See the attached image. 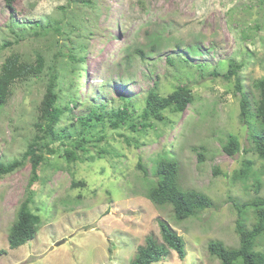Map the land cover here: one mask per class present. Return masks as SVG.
Listing matches in <instances>:
<instances>
[{
    "label": "rangeland",
    "instance_id": "rangeland-1",
    "mask_svg": "<svg viewBox=\"0 0 264 264\" xmlns=\"http://www.w3.org/2000/svg\"><path fill=\"white\" fill-rule=\"evenodd\" d=\"M88 1L0 0V68L12 54L27 63H34L38 54L44 59L42 73L15 81L0 107L1 162L19 160L39 135L40 109L51 88L58 107L72 109L69 101L78 102L56 126L73 138L79 115L100 102L116 110L123 104L120 94L130 100L138 125L155 82L161 96L187 86L193 102L181 114L165 111L164 121L151 120L145 130L97 128V141L78 151L77 160L67 157L64 151L70 146L58 141L51 146L56 153L46 154L30 189L28 161L0 178V264H129L148 237L162 244L158 220L182 237L185 257L180 260L170 251L154 264H220L207 245L221 241L238 246V210L256 195L264 196V174L255 173L259 190L253 179L240 178L244 161L256 171L263 162L239 121L235 79L212 72L224 75L229 62L241 65L242 92L251 106L259 99L255 83L264 78V0ZM54 21L62 34L43 31L54 27ZM197 44L201 54L189 53ZM154 45H159L157 54L151 53ZM136 50L150 55L151 64ZM178 56L188 62L171 67L166 58ZM228 135L241 147L233 157L222 152ZM160 156L178 162L182 189L207 195L214 208L176 221L170 207L153 205L145 193L155 182L152 166ZM29 192L39 227L33 240L10 250L8 231Z\"/></svg>",
    "mask_w": 264,
    "mask_h": 264
},
{
    "label": "trees",
    "instance_id": "trees-1",
    "mask_svg": "<svg viewBox=\"0 0 264 264\" xmlns=\"http://www.w3.org/2000/svg\"><path fill=\"white\" fill-rule=\"evenodd\" d=\"M71 1L77 4L89 3L88 0ZM35 26L39 29L43 28L39 23H35ZM59 26L58 22L54 21V27L46 26V30L43 28V31H53L57 34H62ZM158 49L159 45H154L151 47V53L157 54ZM189 50V53L201 54L199 44L190 46ZM134 54H138L146 65L151 64L147 62L151 59L150 55H145L138 50ZM126 55V59L129 61L132 53L130 54V51H128ZM70 58L74 61V58ZM166 60L171 67L188 62L179 56L176 58L168 57ZM82 61L83 57L78 58V62L82 63ZM124 64L128 65L127 63ZM43 68L44 59L39 54L36 56L34 63L22 61L18 54L8 56L0 68V107H3L7 102L6 100L11 94V85L15 81L25 80L31 76L36 77L42 73ZM198 68L201 67L198 66ZM241 68V65L229 62L226 74L219 75L216 71H213L212 74L225 79H230L231 77L235 79V87L240 94L239 121L247 130L255 155L263 162L262 170L256 171L252 168L250 161H244L239 176L245 182L248 178L253 179L257 184V190H259L260 183L255 173L264 174V78L257 80L255 83V87L259 91V99L251 106L239 84L238 71ZM83 73L88 74L85 70H83ZM157 87L158 85L155 82L148 91L144 100V107L138 115V119L141 120L138 125L134 123V111L130 110V100L120 94L119 100L123 101V104L116 110H108L100 102L97 104L93 103L87 113L79 115L76 118L79 127L74 132L75 138L69 131H57L56 126L60 122L63 112L71 113L78 106V102L71 99L69 106L71 104L73 110L70 107L62 109L56 105L57 98L52 88L48 89L40 109L39 118L41 123L37 125L39 135L35 136L33 141L28 144L19 160H14L10 163L0 161V178L13 172L24 161H28L31 167V179L28 183V188L30 189L38 179V170L40 165L46 161V156L56 153V150L51 146L58 141L62 147L67 148L70 146L69 149H65V155L67 157L70 156L72 160H77L78 151L85 152L84 146L87 143L94 138L93 142L97 141V128L101 127L103 129L108 126L113 130H117L125 125L133 132L138 129V126L141 130H145L150 127L148 122L151 120L164 121L165 111L181 114L193 102L192 92L187 86H179L167 96L159 95ZM86 90H88L87 86ZM96 98L93 100H96ZM73 127V125L70 126V128ZM93 131L95 132L92 133ZM65 140L71 141L66 143ZM43 141L46 142L43 143ZM71 147L73 150L70 149ZM240 149L237 138L233 135H228L226 143L222 146V152L233 157L239 153ZM198 156L200 158L198 163L203 162L202 155L198 153ZM138 167L143 175L146 176L147 171L141 165ZM152 170L155 182L147 189L145 196L156 207H170L176 221L197 217L203 211L214 208L213 200L207 195L195 190H184L180 187L178 181L179 164L175 159L160 156L152 166ZM32 204V195L29 192L28 197L20 204L15 220L8 231L7 242L10 250L17 249L35 238L39 227V219L37 215L31 212ZM238 211L239 215L234 228L238 238V246L227 247L221 241H211L207 245L208 253L211 257L218 260L220 264H264V196L256 195L251 201L243 203ZM158 226L162 244H158L155 239L148 237L144 245L136 248L135 255L129 264L158 263L164 260L170 251L175 252L180 260L184 259L185 242L182 237L177 235L162 220H158ZM259 247L262 249L257 250Z\"/></svg>",
    "mask_w": 264,
    "mask_h": 264
},
{
    "label": "water",
    "instance_id": "water-1",
    "mask_svg": "<svg viewBox=\"0 0 264 264\" xmlns=\"http://www.w3.org/2000/svg\"><path fill=\"white\" fill-rule=\"evenodd\" d=\"M60 245L59 243L56 244V246Z\"/></svg>",
    "mask_w": 264,
    "mask_h": 264
}]
</instances>
